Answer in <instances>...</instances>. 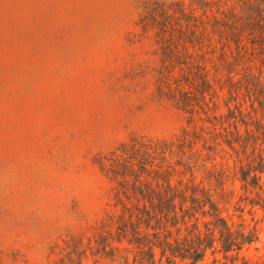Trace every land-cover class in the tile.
I'll list each match as a JSON object with an SVG mask.
<instances>
[{"label": "rangeland", "instance_id": "rangeland-1", "mask_svg": "<svg viewBox=\"0 0 264 264\" xmlns=\"http://www.w3.org/2000/svg\"><path fill=\"white\" fill-rule=\"evenodd\" d=\"M144 1L0 0V264H71L67 242L110 208L114 183L97 157L186 124L155 95L158 54L136 25ZM230 188L223 215L256 227L244 254L264 258L262 211L240 213L239 183Z\"/></svg>", "mask_w": 264, "mask_h": 264}, {"label": "trees", "instance_id": "trees-1", "mask_svg": "<svg viewBox=\"0 0 264 264\" xmlns=\"http://www.w3.org/2000/svg\"><path fill=\"white\" fill-rule=\"evenodd\" d=\"M136 25L158 54L156 97L186 124L97 157L114 183L110 208L67 242L71 264H264L244 254L256 227L223 215L238 182L236 210L264 219V0H146Z\"/></svg>", "mask_w": 264, "mask_h": 264}]
</instances>
